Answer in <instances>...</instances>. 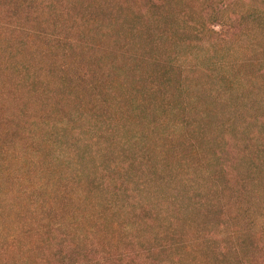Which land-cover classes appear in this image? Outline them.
Segmentation results:
<instances>
[{"label":"rangeland","instance_id":"1","mask_svg":"<svg viewBox=\"0 0 264 264\" xmlns=\"http://www.w3.org/2000/svg\"><path fill=\"white\" fill-rule=\"evenodd\" d=\"M0 264H264V0H0Z\"/></svg>","mask_w":264,"mask_h":264},{"label":"trees","instance_id":"2","mask_svg":"<svg viewBox=\"0 0 264 264\" xmlns=\"http://www.w3.org/2000/svg\"><path fill=\"white\" fill-rule=\"evenodd\" d=\"M32 69H34V67H33ZM164 75H165V74H164Z\"/></svg>","mask_w":264,"mask_h":264}]
</instances>
